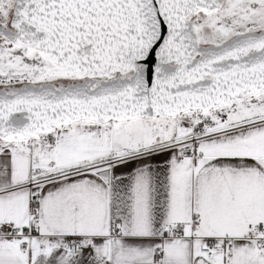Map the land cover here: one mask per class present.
Instances as JSON below:
<instances>
[{"label":"snow or ice","instance_id":"1","mask_svg":"<svg viewBox=\"0 0 264 264\" xmlns=\"http://www.w3.org/2000/svg\"><path fill=\"white\" fill-rule=\"evenodd\" d=\"M0 264H264V0H0Z\"/></svg>","mask_w":264,"mask_h":264}]
</instances>
